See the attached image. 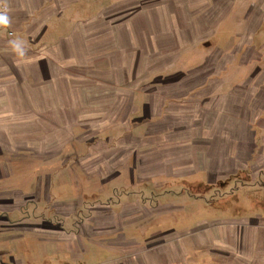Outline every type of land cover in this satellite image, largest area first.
<instances>
[{
    "label": "rangeland",
    "instance_id": "1",
    "mask_svg": "<svg viewBox=\"0 0 264 264\" xmlns=\"http://www.w3.org/2000/svg\"><path fill=\"white\" fill-rule=\"evenodd\" d=\"M101 5L111 13L104 26L126 27L132 19L134 27L145 26L134 36L133 74L150 77L132 84L134 106L141 103L143 88L154 92L148 99L153 104L165 98L167 107L177 103L176 117L166 116L177 130L168 125L165 131L147 130V123H141L97 131L93 124L104 116L81 117L88 124L75 127L69 146L34 150L42 158L59 154L69 159L67 167L56 163L54 174L43 179L33 178L50 166H39L32 153L14 157L22 146L13 148L0 139V199L13 203L11 193L24 187L16 197L31 201L43 182L53 207V213L45 209L46 195L21 209L0 204V264H13L11 256L19 264H264V177L254 178L264 165L253 156L264 137V129L257 127L264 123V0H101ZM143 9L148 16L140 14ZM196 105L204 123L213 110L212 129L193 128ZM119 117L117 124L124 126L144 116L134 111L133 120ZM74 121L77 116L70 124ZM239 123L248 128L244 142L234 138ZM203 131L207 142L199 139L204 145L197 146L191 134ZM77 136L86 143L78 146ZM158 136L166 140V153L182 162L192 156L190 151L205 150L206 143L214 151L222 149L225 162L209 171L199 163L193 174L192 166L152 171L142 159L160 154L155 153ZM10 157L11 164L4 163ZM13 159L25 161L27 168L18 170ZM28 190L33 193L26 195ZM44 216L69 238L26 227L41 224ZM206 229L224 233L200 237Z\"/></svg>",
    "mask_w": 264,
    "mask_h": 264
},
{
    "label": "crops",
    "instance_id": "2",
    "mask_svg": "<svg viewBox=\"0 0 264 264\" xmlns=\"http://www.w3.org/2000/svg\"><path fill=\"white\" fill-rule=\"evenodd\" d=\"M9 3L13 9L12 27L7 30H0V139L13 148L22 146L19 153H14V157H23L32 153L34 161L39 166L51 167L48 172L41 174L36 172L34 175L36 177L33 179L39 178L37 176L43 179L48 177V174L53 175L56 163H58L56 166L58 167L65 162V167H67L69 159L65 161L64 156L58 154L42 158L43 156H39L34 150L43 153L48 148L52 150L51 148L54 149L61 145L69 146L70 140L74 139L75 127L82 129L80 126H87L88 124L81 117L98 116L100 118V116H104L101 121H95L93 124V130L97 131L114 128L131 129L134 126L140 127L141 123H147V130L165 131L168 129L167 125L172 128L170 130H177L170 118L171 116L176 117L175 114L179 111L175 109L176 106H179L177 103H172L167 107L165 106L167 98H165L163 103L153 104L148 99L154 92L143 88L141 91L142 101L136 108L134 106L135 91L132 84L135 81L143 82L150 77L133 74L134 36L142 32L145 26H141L140 29L134 27L133 19L132 23L126 27H123L125 25H121V27L104 26L103 23H109L110 20H107V16L111 13L103 12L101 0H97V4L96 0H93L92 9L89 7L91 0H9ZM90 10H93V13L87 16ZM145 11L144 9L141 10L140 14L148 16ZM9 31H12L13 35H10ZM14 38H21L27 42L28 56L31 58V62L19 61V58L8 49L7 42ZM169 98H172L173 102H177L176 97ZM178 108H182L181 104ZM134 111H141V115L144 117L135 124L129 121L124 126L117 124L120 119L119 116L123 114L131 115L133 120ZM111 115H114L113 121L108 120V116ZM167 115L170 117L167 118ZM194 115L198 117V121L196 120L194 123V129L198 130V127L208 129L213 126V110L209 111V114H205V123L201 121L204 119V114L201 113L200 105L195 106ZM74 116H77L78 121L70 124V120ZM180 119L181 117L177 120ZM261 119L259 118L260 121ZM102 124L103 127H101ZM178 125H181L180 121ZM257 127L263 130L264 123L258 124ZM235 128L242 134L238 135V138L234 135V138H237L239 142L248 140L246 124H236ZM203 132L191 134V137L197 136V146L202 147L204 145L201 144L203 141H199V139L206 140L208 138L207 131ZM147 139L155 145L150 140L151 138L147 137ZM85 141L84 136H77L75 143L80 146L86 143ZM94 141L91 140V142ZM193 142L192 145L195 144ZM165 144V138L158 136L155 146H158L159 150L155 153L160 154L156 155L157 158L154 156L155 153L152 154L151 156L156 158L153 160H151L152 157L142 159L146 165L151 164L152 171L157 168L163 173L172 168L183 169L192 166L191 174H193L199 170V163L202 168L209 171L208 169H219L220 161L225 162V158L220 156L222 149L214 151L213 145L210 146L207 143L205 150H198L197 154L190 151L189 155L192 156L186 162L172 157L174 154L166 153ZM92 145L94 146V144ZM138 145L136 144V146ZM143 145H150V143H143ZM221 145L225 146L222 143ZM187 146L190 145L187 143L184 147L181 146L184 152H186ZM257 146L258 148L254 152L256 154L253 155L254 161L264 165V137L261 138ZM215 155L217 156L216 164ZM11 159V157L6 159L4 163L11 164ZM154 162L156 164L153 165ZM13 163L18 170L27 166L25 161L19 162L13 159ZM6 168L7 173L10 167L7 166ZM15 168L13 169L15 170ZM262 173L264 170L257 172L256 176L254 173V178L264 177ZM64 180L66 179L64 178ZM262 182L264 185V178ZM41 186L42 189L35 193L32 190H28V192L26 190L25 194L28 195L29 191L33 193L35 195V198L31 200L33 202L37 200V195L40 197L46 195L44 202L47 205L45 209L53 213V207H50V200L47 199V189L43 187L46 184L41 182ZM23 189L26 188L23 187L11 193L15 197L13 203L6 201L7 198L4 197V199H0V204H9L8 208L10 209H21L28 206L31 201L25 202L23 198L16 197ZM59 189L62 194H67L66 191L63 192V189ZM94 198L98 197L94 196ZM26 200L28 199L26 198ZM39 202L43 201L40 200ZM46 218L45 216L42 217L41 224L26 225V227L46 231L51 229L52 232L56 231L59 235L60 233L63 234L60 229L55 230L52 227L53 218ZM116 225L117 220L112 226ZM223 233V231L220 233L219 230L214 232L206 229L204 233H201L205 236L200 237L213 238V236H217L216 238H219ZM60 238H69V236L60 235ZM197 238H199L198 234ZM11 260L13 264H19L15 256H11Z\"/></svg>",
    "mask_w": 264,
    "mask_h": 264
},
{
    "label": "clouds",
    "instance_id": "3",
    "mask_svg": "<svg viewBox=\"0 0 264 264\" xmlns=\"http://www.w3.org/2000/svg\"><path fill=\"white\" fill-rule=\"evenodd\" d=\"M13 9L9 3V0H0V30H7L12 27ZM8 49L13 55L19 58V61L24 63L31 62V58L28 56L29 48L27 42L21 38H14L7 42ZM107 123V122H105ZM104 125L102 124L101 127Z\"/></svg>",
    "mask_w": 264,
    "mask_h": 264
},
{
    "label": "bare ground",
    "instance_id": "4",
    "mask_svg": "<svg viewBox=\"0 0 264 264\" xmlns=\"http://www.w3.org/2000/svg\"><path fill=\"white\" fill-rule=\"evenodd\" d=\"M240 134H242L241 131H239L238 133H236L235 136H237V138H238V135H240ZM244 137H245V135H244Z\"/></svg>",
    "mask_w": 264,
    "mask_h": 264
},
{
    "label": "built area",
    "instance_id": "5",
    "mask_svg": "<svg viewBox=\"0 0 264 264\" xmlns=\"http://www.w3.org/2000/svg\"><path fill=\"white\" fill-rule=\"evenodd\" d=\"M9 34H10V35H13V32H12V31H9Z\"/></svg>",
    "mask_w": 264,
    "mask_h": 264
}]
</instances>
